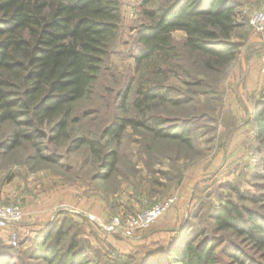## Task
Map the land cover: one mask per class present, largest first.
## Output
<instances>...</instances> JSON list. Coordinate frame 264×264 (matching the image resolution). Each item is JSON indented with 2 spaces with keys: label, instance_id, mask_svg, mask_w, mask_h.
I'll return each mask as SVG.
<instances>
[{
  "label": "rangeland",
  "instance_id": "obj_1",
  "mask_svg": "<svg viewBox=\"0 0 264 264\" xmlns=\"http://www.w3.org/2000/svg\"><path fill=\"white\" fill-rule=\"evenodd\" d=\"M161 2L121 0L119 38L100 79L107 87H114L132 69L127 48L134 27L144 20V7ZM235 2L237 26L230 38L238 47L222 67L206 68L186 46V32L173 31L185 70L173 72L170 83L188 101L169 113L191 120L192 146L152 139L143 128L128 127L116 146L118 167L108 177H103L106 169L88 146L72 140L83 134L81 122L71 124L73 130L55 141L42 140L44 151L28 140L0 150V203L19 204L23 210L20 221L0 225V257L10 264H46L30 250L39 240L53 239L58 230L53 224L58 223L64 232L61 245L79 240L97 264H148L185 224L201 223L210 229V209L226 199L239 200L233 187L259 192L262 179L256 172L264 161V136L255 127L257 113L264 108V26L256 28L250 21L256 10H264V0ZM197 79L202 83H195ZM107 96L97 85L91 98L78 101L99 109L86 114L84 123L96 129L98 116L109 115ZM11 127L2 125L0 141ZM171 199L153 222L131 228L130 233L104 226L113 216L127 219Z\"/></svg>",
  "mask_w": 264,
  "mask_h": 264
},
{
  "label": "trees",
  "instance_id": "obj_2",
  "mask_svg": "<svg viewBox=\"0 0 264 264\" xmlns=\"http://www.w3.org/2000/svg\"><path fill=\"white\" fill-rule=\"evenodd\" d=\"M150 1L154 0H143V5ZM162 1L144 7V20L134 27L127 48L132 69L108 88L100 79L119 38L121 0H0V128L4 123L12 126L0 150L28 140L44 151L42 140L55 141L73 130L71 124L81 122L83 134L72 140L88 146L106 169L103 177H108L118 167L116 146L128 127L143 128L152 139L192 146L191 120L169 113L188 101L170 83L173 72L185 70L173 31L186 32V46L206 68L222 67L238 47L230 38L237 26V3ZM97 85L109 94L111 108L108 116H98L95 129L82 119L99 109L78 101L91 98ZM255 129L264 136V108L257 113ZM256 175L262 179L259 192L233 187L239 200L213 206L210 229L201 223L185 224L148 264H264V161ZM53 227H58L56 239L35 242L33 258L46 264L98 263L75 238L61 245L62 225ZM218 231L226 237L217 236ZM0 264L10 263L0 257Z\"/></svg>",
  "mask_w": 264,
  "mask_h": 264
},
{
  "label": "built area",
  "instance_id": "obj_3",
  "mask_svg": "<svg viewBox=\"0 0 264 264\" xmlns=\"http://www.w3.org/2000/svg\"><path fill=\"white\" fill-rule=\"evenodd\" d=\"M251 24L256 28H263L264 26V10H256L251 16ZM173 200L166 203H161L146 211L130 216L124 219L120 215L113 216L111 224L104 225L108 230H117L122 227V230L130 233V229L141 228L153 222L159 215H161L170 205ZM23 217V210L19 204H1L0 203V225L5 226L12 222L20 221ZM103 225V224H102ZM121 230V231H122ZM16 243V240H15Z\"/></svg>",
  "mask_w": 264,
  "mask_h": 264
}]
</instances>
